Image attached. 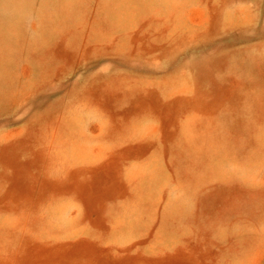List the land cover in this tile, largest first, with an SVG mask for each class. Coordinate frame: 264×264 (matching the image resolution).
I'll return each instance as SVG.
<instances>
[{
    "label": "rangeland",
    "instance_id": "374dc122",
    "mask_svg": "<svg viewBox=\"0 0 264 264\" xmlns=\"http://www.w3.org/2000/svg\"><path fill=\"white\" fill-rule=\"evenodd\" d=\"M0 264H264V0H0Z\"/></svg>",
    "mask_w": 264,
    "mask_h": 264
}]
</instances>
